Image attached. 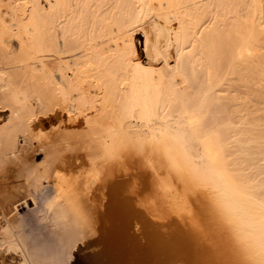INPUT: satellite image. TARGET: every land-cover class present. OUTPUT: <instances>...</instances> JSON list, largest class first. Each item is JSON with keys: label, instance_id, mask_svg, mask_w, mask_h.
Listing matches in <instances>:
<instances>
[{"label": "bare ground", "instance_id": "bare-ground-1", "mask_svg": "<svg viewBox=\"0 0 264 264\" xmlns=\"http://www.w3.org/2000/svg\"><path fill=\"white\" fill-rule=\"evenodd\" d=\"M159 20L166 26L172 23L176 26L174 30L168 29V42L162 50L157 46L160 39L157 30L151 49L147 48L149 45L146 47L148 35L144 34V50L150 49L155 56L165 54V68L172 71L168 77L165 76V83H162L159 69H156L159 76H153L157 71L153 67L149 70L144 67L143 61L138 60L135 46L139 32L145 33L146 25H156ZM4 38L8 39L7 44L3 43ZM171 46L174 49L172 59L167 54ZM170 62L173 64L169 65ZM175 77H179V81ZM180 85L183 87H178ZM222 101H226V105H220ZM0 105L9 108L6 119L1 117L0 121V160L7 157L15 159L20 154L15 145L19 133L29 137L33 131L41 132L43 126L49 124L53 131L64 127L65 134L75 137L76 132H73L76 127H82L79 128L82 130L78 133L80 140L77 142L83 153L77 154L80 164L76 168L86 163L88 152L99 150L103 155L106 149L115 151L123 142L132 145L135 142L140 146L147 143L150 145L149 150L145 148L147 153L155 157L154 161L157 158L161 167L140 170L136 158L135 167L133 149L129 162L138 183L151 187L168 176L170 165L184 164L193 174L199 175V163L182 148L185 141L193 139L201 143L203 156L211 160L208 164L204 162L206 159L202 161L203 157H198L201 166L206 167L202 169V174L209 171L205 173L208 177L203 176L211 181L210 171L215 170L216 175L219 173L216 176L212 172L218 180L215 184L220 191L216 193H221L219 198H224L222 202H229L240 197L244 203L240 206L244 207L249 203L248 195L236 189L233 178L226 177L231 176L226 164L223 163V166L227 171H222L219 165L212 163L214 150L210 149L206 137L209 122L215 119L231 126L225 141L249 139L254 143H264V0H0ZM157 106L162 111L160 116L154 113ZM126 149L122 147L121 151L126 152ZM45 168V173L40 174L42 168L27 171L33 175V182L28 183L32 177L26 179L27 194L24 199L8 200L10 207H6L9 210L5 209L6 212L0 214L7 220L6 223L9 221L7 225L10 223L9 230L8 227L4 230L5 236L6 230L10 231L16 221V217L10 216L12 210L19 204L26 205L27 200L35 206L42 183L57 178L47 165ZM202 180L205 182L204 178ZM96 191L98 193L92 200L95 203L96 232L86 242V247L94 249L99 245L105 248L107 239L117 243L126 220L128 225L133 218L139 222L143 220L142 212L132 207L129 200L117 197L112 182L99 184ZM4 192L0 190V197L5 193L10 195V191ZM71 194L59 204L54 203L60 199L57 197L58 200L53 203L45 200V204L48 203L45 206L41 201L44 208L47 207V211L43 208L47 220L59 218V224L53 229H58L68 239L81 235L83 231L80 220L74 221L78 216L73 221L67 217L75 215L67 212L72 207ZM227 195L233 198L229 199ZM6 199L4 197V201ZM255 208L253 206L250 210L247 206V212L236 213L232 206H227L233 217L239 218L242 223L239 231L243 232L241 237L244 242L259 246L261 253L264 250V208L263 212L259 207L257 211ZM243 215H248L247 219L244 216L247 221L243 220ZM258 216L261 221L256 220ZM168 236L176 243L168 245L162 240L157 244L160 254L152 248V258L162 255L159 259L161 264L169 261L188 264L184 259L186 252L182 250L185 252L182 254L179 251L181 248L189 250L188 258H200V242L197 239L187 238L181 230ZM7 237L10 234L8 236L7 233ZM15 237H12L14 242L19 239L16 237L15 240ZM11 241L12 244H9L13 247L16 242ZM198 258L194 260L197 262ZM262 259L264 257L261 256ZM1 261L0 264L5 263Z\"/></svg>", "mask_w": 264, "mask_h": 264}, {"label": "rangeland", "instance_id": "rangeland-1", "mask_svg": "<svg viewBox=\"0 0 264 264\" xmlns=\"http://www.w3.org/2000/svg\"><path fill=\"white\" fill-rule=\"evenodd\" d=\"M150 26H149V24L146 25L145 26V33L139 32L140 34L137 36V38L135 40V46L137 48V57H138V60L143 61L144 67L149 68V70L152 67L154 68V71H157L159 69L160 78L161 79L163 78L162 83H165V81H166V80H164V78L166 79L165 76L167 75V77H168L172 73V71L169 72V70H171V69L167 68V70H166V68H165L164 61H163V60H165L164 59L165 54L162 53L161 56H159V55L155 56V53H153L152 51H149V50L151 49V45L155 39V35H156L157 31L159 33V34L158 33L157 34L160 37L157 46L160 47V49L162 50L163 47L168 42V40H167L169 38L168 29L174 30V27L176 25L172 23V24H169L166 26V25H164V23L161 20H159V22L156 25H152L151 27ZM144 34L148 35V42L149 43L146 44V47H147V45L150 46V47L149 46L147 47V48H150L148 51L144 50V41H145ZM167 54H169L168 56H170L171 59H172V57H174V49L172 46L169 48V51ZM156 60H158V62L156 64H153V62ZM161 61H163V63H161ZM171 64H173V62L169 63V65H171ZM152 75L153 76H159L158 71L156 74L153 73ZM175 80L179 81V77H175ZM178 87L182 88L183 85H180ZM220 95H224V94L221 93ZM224 102H226V101L220 102V105H222V104L226 105L227 102L226 103H224ZM3 105H0V118L2 117V118L6 119V117L8 115L7 110L9 111V108L6 106L3 107ZM160 111H161L160 107L159 108H158V106L155 107L154 113L159 114V116H160V113L162 114V111L161 112ZM216 111H219V109H216ZM214 115H215V113H214ZM2 118L0 119V121H2ZM79 128H82V127H76V129L73 132V133L76 132V134H75L76 138L79 136L78 133H80L82 130ZM41 130H42L41 132L48 133V132H52L54 130V128L52 126H50L49 124H46V126H43V128ZM35 132H37V130H35ZM32 133H31V136H29L31 139L25 135L23 136L21 133H19L17 135L18 136L16 139L17 144L15 143V145H16L17 150H19V151H17V153H20L19 154L20 156L16 155L15 159L13 157H11V158L16 160L17 157L19 158V157H21V155L27 154V151L32 148V144H33ZM27 138H29V139H27ZM79 138L80 137L77 138L78 139L77 141L80 140ZM29 141H30V143H29ZM125 141H127V140H125ZM132 142H134V141H132ZM262 142L259 141V142L254 143V141H251L249 139H241V141H239V142L236 140H226L223 144V153H222L223 159H224L223 163L226 164V166H227V169H228L227 172H229L231 174V176H226V175L225 176L229 177L230 179L231 178L234 179V180L232 179V181L235 182L234 186L236 185V187H237V188L236 187L235 188L239 189V191L243 190V194L244 193H245L244 195L247 194L248 196L247 197L245 196V197L247 199H249L251 202L247 199H244L245 197L244 198L241 197V198L244 200H247L252 205H250L248 202H246V203H248L247 205L245 204L246 207H245V205H244L245 208L241 207L240 205L242 204V202H241L242 200L239 199L240 197L237 196L238 198L234 199L231 195L229 196L230 198L227 195V198H229V199L233 198L234 200L232 199V201H229V202H222V199H224V198H222V197L219 198L220 196H218V195L219 194L221 195V193H216V192H220V191L219 190L217 191V189H216L217 185L215 184V182L217 180L216 176L219 173L216 175L214 172L215 170L212 169L214 171H210V173H209V175H210L209 178L211 181H209V179L207 178L208 177L207 174L205 175V173H207L209 171H205V172H203L204 174H202V172H201L202 169H205L206 167L201 166V161H200L201 157H203L201 160L204 161L206 159V161H204V162H207L208 164H210L209 162H211V160H209L207 157L203 156L204 152H203V147H202L201 143H197L193 139H191V140L189 139V140L185 141V143L183 144L184 146L182 145V148H184L183 150H187L188 152H190V154L194 157L193 158L194 161L199 163L198 165H200V168H201V170L197 171V174H199V175L193 174L192 170L188 169V167H186L184 164H180V166H178L179 164L178 165L176 164L177 166L174 165L175 167L171 166V165L169 166L168 176L165 177V179L162 178L161 181L159 180L160 181L159 183L156 182L157 185L154 184L153 186L150 187L148 185L138 183V189H137L136 197L128 198L125 200H129L132 204V207H134L136 210L138 209L140 212H142L141 215H142L143 220L140 222L145 225L146 231L142 235H138L132 231L131 225L124 223L123 224L124 231H123V233L121 232L122 234H120L121 236L119 237L118 242L115 243L114 241L107 239L105 242V248H102L99 245L95 249L93 247H91L92 248L91 249L89 247H86V242L83 239H81V241L79 243L76 242L77 236H78L77 234L74 237H71L70 239H68V237L66 238L61 233V231H59L58 229L51 228V230L47 233V236H46L47 244H48L47 248L43 252L38 251L37 246H36V242H35V239L33 236V231H34L33 226H32L33 221L34 220L45 221L46 223L44 225H41V226L42 227L47 226V219L45 217V216H47L46 215L47 213H45L47 211V209H46L47 207L44 208V206L48 205V203L45 204V202L49 201V203H53L54 201H56L60 198L59 199L60 202L58 200L57 202H54V203H57V204H59L61 202L63 203V200H67L69 198L68 195L71 193H73V195L71 194V196L73 198L74 197V191H75L72 188V186L69 187V184L67 185V184L63 183L64 184L63 185L60 182L61 180L59 181V179H57L55 177H53V179L50 178L49 181L42 183L43 186L40 189L41 193H39V196H38V200H39V198H40V200H39V202H38V200L36 201L38 205L35 204V206H34V204H32V201H31V203H29V201L27 200L26 205L25 204H19L18 206H16L15 209L12 210L14 213L11 211L12 213L10 216L16 217V221H14V225L13 224H12L13 226L11 225L12 231H11V228H10V231H8L10 223L8 224L9 226L7 225V223L9 221L6 223L7 220H5L0 215V237H3L2 240L0 238V261L4 260L3 261V262H5L4 264H7L8 262H9L8 264H21V263L27 264V262H28V264H30V262L33 259H42L43 258L45 260H47V259L52 260V258L53 259L55 258L56 261H60V262L66 260L67 264H95V263L96 264H161V262H159L160 261L159 259H162V255L157 256L155 258H152V256H151L152 248L156 249L157 250L156 253H158V254H160V251H161L159 246H157L158 243L156 242L155 238L158 237L159 240L162 241V240H164V233L165 232L167 233V235H169V233H171V232L181 230L182 235H185L186 237L190 236V238L197 239L200 242L198 246L200 247V250H201V256L202 257L200 256V258H202V260L200 258H198V256L197 257L192 256V258L190 259V258H188V255H187V254H189V256H190L188 249H186V248L179 249V251L183 250L186 252L185 253L182 251V254L185 253L184 259H185V262L187 261L188 264H197L198 260L208 261L209 264H217V262H222V261H237V262H239V264H261L262 260H260V258L262 256L261 255L262 252L260 253L258 251L259 246L255 247V245H253L255 247L254 248L250 244L248 245L244 242L245 240L241 237L243 235L242 234L243 232L241 231L242 232L241 233L239 231L240 226H241L240 224H242V223L239 222V218L233 217L232 213L227 210V206L228 207L232 206L235 209L236 213L237 212L241 213V211H243V213H245V211L247 212V209H246L247 206H249L250 210L253 209V208L251 209V207H253V206L256 208L259 207L260 208L259 210L262 209V211H260V212H263V208H264V153H263L264 143H262ZM124 143L125 142H123V144L120 143L118 145L117 149L114 151L118 155L119 159L112 162V166H111L112 168L119 169V167L123 163L122 165H124V166L129 165L128 167H130V169H131V162H129L130 161L129 157L132 158L133 154H134V157H133L134 160H132V161L134 162L135 158H136V162H137L136 165H138V168H140V170L145 171V169H146L147 171H149V169H148L149 167L150 168L152 166H154L156 168L161 167L159 165L160 164L159 160L156 158V161H154L155 157L150 156L149 153H147V151L149 150V147H150V145H147V143H146V145H144L145 143L142 144V145H144L143 146L144 148L142 147V145L140 146V144H138V143H137L138 144L137 145L135 142L133 145L129 144V142L128 143L126 142L125 145H124ZM122 147H124V149H126V147H127V149H126L127 153L125 152V150L121 151ZM201 147H202V149H201ZM145 148H147L148 150ZM97 151H99V150H97ZM119 151H121L120 154L117 153ZM82 153L83 152H81L80 154H82ZM100 154H101V152H100ZM127 154L128 155L130 154V155L128 156ZM137 156H138V158H137ZM150 157H152V159H149ZM198 157L200 159H198ZM7 158L9 159L10 157H7ZM33 159H35V158L33 157ZM2 160H4V159L2 158ZM125 160H127V161H125ZM43 162L45 163V160L41 159L37 163L38 170L41 168L44 169L46 167V165H44ZM136 162H134L133 165H135ZM151 162L153 163V165ZM101 163H102V161H101ZM212 163L214 165H216V163H214V161ZM136 165H135V167H137ZM88 166L89 165H88V160H87L86 163H84L80 167H77L76 169L79 172L82 170V167H88ZM164 166H165V164H164ZM42 169H41V171H43ZM45 169H44V172L38 171L39 174L45 173ZM212 172L216 176H214L212 174ZM218 172H220V171H218ZM29 173H27V171H21L20 169L19 170L14 169L8 173V175L6 176V178L4 180L0 181V190L1 191H4V190H5V192L14 191V193L9 192L10 195H7V193L4 192L5 194L2 195L3 198L0 197L1 198L0 200L1 201L3 200V202L0 201V204H1L0 205V207H1L0 208V214L3 213L2 211L6 212V210L7 211L9 210L7 208V207H10L8 200L9 201L10 200L15 201L13 199L16 198V200H18L19 198H22V197H23L22 199H24V197L27 194V191H26L27 190V188H26L27 180L26 179L27 178L30 179L33 176L32 174L29 175ZM27 174L30 177H27L28 176ZM203 175L207 176V177H204ZM202 178H204L205 182H203ZM83 179H84V183L86 182L85 185H87L90 178L88 177L86 170L84 171ZM32 180H33V177H32V179H30L28 181V183H30ZM209 182L210 183L212 182V185H209L210 184ZM217 182H218V180H217ZM23 185H24V187H22ZM65 185H67L68 187ZM98 186H99V184L97 186H95V188H93V192H92L91 196L88 198L90 201L91 207L93 206L92 208H94V206H95V203H93L92 200H93L94 195H97V193H98L96 191V188ZM59 187H62V188L58 189ZM3 188H4V190H3ZM213 188H215L216 190H213ZM45 189H46V191H45ZM63 189L65 192H63ZM66 191H67V193H66ZM68 192H69V194H68ZM1 194H3V193L1 192ZM44 194H46V195H44ZM228 194H230V193H228ZM5 195H7V196H5ZM64 195H66V197H64ZM225 195H226V193H225ZM8 196L10 198L11 197H13V198L10 199ZM4 197L7 198L5 201H4ZM219 199H221V200H219ZM50 200H52V202ZM41 201H42L44 206L42 205ZM70 201H71L70 203H72V199H70ZM140 201H141V206L139 204ZM67 204H66V206H67ZM225 204H228V205H225ZM243 204H242V206H243ZM41 205H42V207H41ZM69 205L70 204H68V206ZM4 206H5V208H4ZM71 206H72L71 208L69 207L70 210L67 209V212H68V214H70L72 212L75 215L71 214V216H73V215L74 216L70 217V215H67V217H69L71 219V221H73L77 217V214L75 212H73V205L72 204H71ZM238 207H241V208H238ZM43 208L46 211H43ZM256 208H255V210H256ZM36 209H38V210H36ZM255 210H253V211H255ZM258 213H259V211H258ZM258 213L256 214V216L258 215ZM244 216L247 219L248 215L247 216L243 215V220L245 219ZM250 218H252V217H250ZM256 218H257L256 219L257 221L262 220V218L258 219L259 216ZM246 219H245V221H247ZM76 220H77V222H79V220H80L79 217L76 218L74 221H76ZM133 220H134V218L131 221H133ZM253 220H254V218H253ZM245 221H243V222H245ZM255 221H253V222H255ZM16 222H18V223L15 224ZM253 222H252V224H253ZM260 223H258V225H262ZM263 223H264V221H263ZM79 224L77 223V225H79ZM130 224H131V222H130ZM254 224L257 226V223H254ZM255 225H251V226L254 227ZM6 227H8V230H6V236H5L4 230ZM78 227L79 226H77V228ZM14 230H15V232H13ZM10 232L16 233V235L11 234ZM24 232H27V233H24ZM7 233H8V236L10 234V237H7ZM244 234H245V232H244ZM201 235L207 236L210 240L214 241V245H210L207 241L203 240ZM15 236L17 237V239L19 238L18 239L19 241L16 239ZM5 237L8 238V240H10V241L12 240L11 242H13V243L16 242L15 244H13V247L15 246L14 249H13L12 245H10L12 243H10V241L5 239ZM12 237H15L14 239L17 241L14 242ZM20 240H21L22 244H19ZM57 240H58V242H57ZM1 241L3 242V244ZM60 241H61V243H60ZM16 244L19 245V247ZM20 246H22V248ZM23 247L26 248L25 249L26 251L23 250ZM6 248H8V249H6ZM19 248H20V250H19ZM30 250L33 252H31ZM26 252L29 254H27ZM23 253H24V255H23ZM54 253L57 254L56 257L54 256L55 255ZM63 253H64V255H63ZM98 253L100 255H99V257L98 256L96 257V255ZM177 253H179V252H177ZM192 255H194V254H192ZM24 256L27 258L24 259L25 258ZM93 256H94V258H93ZM97 258H99V259H97ZM196 258H198L197 262H196V260H194ZM29 259H30V261H29ZM24 260H26V262H24ZM93 261H95V262H93ZM169 263L173 264L174 262L169 261ZM169 263L166 262V264H169Z\"/></svg>", "mask_w": 264, "mask_h": 264}, {"label": "snow or ice", "instance_id": "snow-or-ice-1", "mask_svg": "<svg viewBox=\"0 0 264 264\" xmlns=\"http://www.w3.org/2000/svg\"><path fill=\"white\" fill-rule=\"evenodd\" d=\"M4 44L8 43V39L4 38ZM163 63V61H161ZM67 125V113L65 114ZM38 127V125H36ZM229 124L219 123L213 119L209 122L207 131V142L210 149L214 150L213 160L220 166L222 171H227L223 166V144L226 138V132L230 129ZM32 148L27 151V154L21 155L20 159H4L0 160V181L4 180L8 173L14 169L21 171H33L37 167V163L43 159L47 167L56 173L57 179L64 184L72 186L74 191L73 210L80 219L83 227L82 234L78 236L76 242L81 239L85 242L93 237L96 232V214L90 205L89 197L93 192V188L98 184L112 182L116 189L117 197L125 199L134 198L138 189V177L133 175V170L128 166L121 165L119 169L112 168V162L119 159L118 155L111 149H106L103 155L98 151L88 152V167H82L81 171H77L76 165L80 164L77 159V154L82 152L81 145L77 142V138L65 134L64 127L59 131L52 132H33L32 133ZM33 157L35 159H33ZM102 161V163H101ZM90 178L87 185L84 183V171ZM31 203V200H29ZM141 206V201L139 202ZM98 207V205H97ZM155 221V220H154ZM128 221L126 220L125 223ZM46 222L42 220L33 221V236L36 242L38 251L43 252L47 244V233L51 228L59 224V218H48L47 226L42 227ZM132 231L138 235H142L146 231V227L139 221H131ZM202 239L210 245H214V241L207 236L201 235ZM157 243H161L158 237L155 238ZM164 244L173 245L176 242L171 237L164 233ZM264 257V250H262ZM30 264H67V261L33 259ZM174 264H184L183 261H176ZM197 264H209L208 261H198ZM217 264H239L237 261H222ZM261 264H264L262 259Z\"/></svg>", "mask_w": 264, "mask_h": 264}]
</instances>
